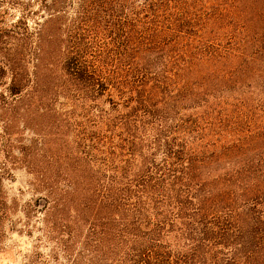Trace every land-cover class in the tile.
Wrapping results in <instances>:
<instances>
[{"label":"trees","instance_id":"16d2710c","mask_svg":"<svg viewBox=\"0 0 264 264\" xmlns=\"http://www.w3.org/2000/svg\"><path fill=\"white\" fill-rule=\"evenodd\" d=\"M77 5L49 37L59 94L88 109L84 207L118 264H264V125L246 98L264 83V0Z\"/></svg>","mask_w":264,"mask_h":264},{"label":"rangeland","instance_id":"374dc122","mask_svg":"<svg viewBox=\"0 0 264 264\" xmlns=\"http://www.w3.org/2000/svg\"><path fill=\"white\" fill-rule=\"evenodd\" d=\"M77 1L64 0L55 13L43 0H0V264L120 259L116 242L103 234V215L84 207L91 171L78 137L80 125L88 128V109L59 94L65 77L58 43L49 37L51 14L65 29ZM246 98L263 126L264 83H252ZM43 178L55 180L45 185ZM50 184L52 194L44 187ZM47 197L57 203L50 210Z\"/></svg>","mask_w":264,"mask_h":264}]
</instances>
